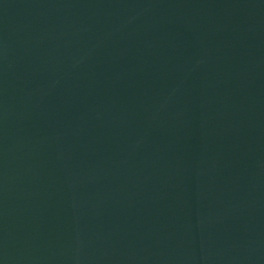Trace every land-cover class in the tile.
<instances>
[{
	"label": "water",
	"instance_id": "water-1",
	"mask_svg": "<svg viewBox=\"0 0 264 264\" xmlns=\"http://www.w3.org/2000/svg\"><path fill=\"white\" fill-rule=\"evenodd\" d=\"M0 264H264V0H0Z\"/></svg>",
	"mask_w": 264,
	"mask_h": 264
}]
</instances>
